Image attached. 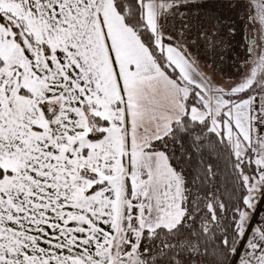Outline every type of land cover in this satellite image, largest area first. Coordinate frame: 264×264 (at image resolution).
Listing matches in <instances>:
<instances>
[{
  "label": "snow or ice",
  "instance_id": "obj_1",
  "mask_svg": "<svg viewBox=\"0 0 264 264\" xmlns=\"http://www.w3.org/2000/svg\"><path fill=\"white\" fill-rule=\"evenodd\" d=\"M0 264H264V0H0Z\"/></svg>",
  "mask_w": 264,
  "mask_h": 264
},
{
  "label": "trees",
  "instance_id": "obj_2",
  "mask_svg": "<svg viewBox=\"0 0 264 264\" xmlns=\"http://www.w3.org/2000/svg\"><path fill=\"white\" fill-rule=\"evenodd\" d=\"M220 66H221L222 72L225 74L228 70H230V61L226 59L225 62L221 64Z\"/></svg>",
  "mask_w": 264,
  "mask_h": 264
},
{
  "label": "rangeland",
  "instance_id": "obj_3",
  "mask_svg": "<svg viewBox=\"0 0 264 264\" xmlns=\"http://www.w3.org/2000/svg\"><path fill=\"white\" fill-rule=\"evenodd\" d=\"M225 62V61H224ZM221 67V66H220ZM234 73H235V69H234V67L232 66V64H231V62H230V70H228L224 75H226V76H229V75H234Z\"/></svg>",
  "mask_w": 264,
  "mask_h": 264
}]
</instances>
